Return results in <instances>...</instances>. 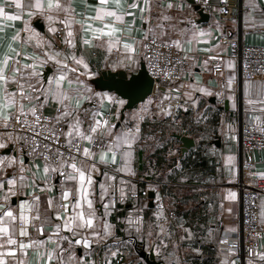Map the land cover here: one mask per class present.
I'll list each match as a JSON object with an SVG mask.
<instances>
[{"label": "crops", "instance_id": "obj_1", "mask_svg": "<svg viewBox=\"0 0 264 264\" xmlns=\"http://www.w3.org/2000/svg\"><path fill=\"white\" fill-rule=\"evenodd\" d=\"M238 1H241L245 6H249L250 11L244 14L240 20L224 22L217 18L215 11L207 13L201 8L198 9L193 0H171V3L182 5V8L173 7L170 10L166 8L169 0H149L150 10L145 4V0H122L123 7L121 9H115L110 3L108 7L116 11L117 15H120L121 12L132 13L131 15H123L120 20H116L115 17H105L102 20L87 19L96 16L98 0H71L72 15L74 17L71 25L72 44L69 45L65 42L68 29L56 21L53 26L57 29L63 28L64 31L61 46L55 48L52 43V49L38 48L35 46V41L28 44L23 42V38L28 35L26 32L25 34L22 33L26 21L41 36H48L53 39L55 33L47 31L48 21L43 17L29 18L26 14L27 7L23 12L16 9L14 5L5 7L7 14L16 15L19 13L21 15V19L15 21L8 20L6 16L0 17V60L4 58V54L8 51L7 46L9 43H12V47L21 53L18 57L14 56L13 53H8L14 56V60L9 61V74L15 60H18L20 64H30L33 55L43 56L46 50L60 52L61 56L58 58L61 60L64 59L65 55H75L77 58L82 57L85 63L88 64V68L85 69L82 65H76L69 59L67 61L69 68L65 69L68 76L62 82L61 87L67 88L68 79L75 80L76 77H79L93 92L106 93L120 100L113 93L97 91L91 84V80L101 71L108 70L112 72L124 71L127 76L135 74L143 61L142 44L148 29H152L159 40L170 42L177 39L181 40L180 50L185 57H188L186 59L188 68L183 72L180 82L160 83L159 85L163 88V91H158L157 85L155 86L153 95L147 98L153 99V103L147 106L149 107L147 113L141 111L147 99L135 109L126 111L123 114L124 105L113 104L106 99H94L95 110L102 114V118H105V114L111 115L108 120L109 124L118 117L120 119L123 117L122 124L112 131V135L104 137L105 143L111 142L112 138L119 133L129 136L131 148L122 145L129 152L128 170H118L123 167L121 153L116 157L115 163L101 164L98 162L101 149L95 150L92 148L96 153L95 161L98 168V171L92 173L93 184L90 187L91 195L89 197L93 201V209L95 210L94 228L92 229L78 230L79 235L73 237L70 232L63 228V217L66 214L64 210L59 209L58 204L60 202L63 204L75 202L77 181H66L63 185L57 181H50L48 179L49 174L44 171L46 164L29 161L21 153L14 152L12 146L8 149H0V157H16L18 161L23 159L26 169L21 173L17 162L14 167L0 171V179H4L3 191H6L8 187L6 175L17 178L21 175L25 177L23 187H20L19 181L17 183L18 194L11 197L7 202L17 217L13 222L15 228L14 238L18 242L24 241L25 243L29 240H42L44 242L39 248L30 246L25 252H21L18 244L9 246L5 243L6 238L0 237V244H4V247L0 248V253H5L9 247L17 248L14 256H3L5 264H20L21 261H23V264H45V262L47 264H61V258L67 262L69 255L73 254L75 259L70 264H79V257L81 256L94 262V264H105L106 258L111 261V264H116L118 255L113 257L110 253L118 252L119 254L122 251L125 253L127 251L129 258H136L134 251L131 252L130 250L127 237L132 235L137 244L139 243L143 247L146 227L144 212L147 209L155 210L152 220L153 229L151 235L148 233L150 238L156 239L160 231L157 226V213L162 216L161 219L172 213L175 216L173 225H164V228L169 232L168 236L178 238L185 231L187 223L196 226V228L205 229L206 233L203 238L206 242H210L217 247L219 256L217 264H264V235L260 238L256 254L244 260L237 252L221 249V246L238 229L240 199L235 184L240 177L242 163H248L249 165L247 172L244 174L247 185H251L254 179L264 176V164L262 163L264 153L260 151H242L239 146L240 128L244 123L264 124V79L240 81L237 63L230 58L229 48L222 41V38L230 35L241 38L247 45L264 46V14L260 12L257 6V3L263 6L264 0ZM0 2H4V0H0ZM30 2H34V0H22L25 6ZM68 2L69 0H64V3ZM133 3L137 4L136 8L128 7ZM141 8L145 9L143 13L140 11ZM54 15H58L61 19L64 16L62 12L54 13ZM162 15H168L171 18L163 21L160 19ZM76 21H83L85 26L82 27L81 23ZM88 24L97 29L104 28L105 24H110L125 30L122 33H117L121 36V40L111 50L121 53L120 58L116 61L105 60V54L110 52L107 44L108 38L94 39L93 33L85 30ZM160 25L162 27H159ZM128 29H131V31L129 32ZM161 31L166 32L167 35L160 37ZM200 32H204L206 35H198ZM17 33H19L20 39L13 41L12 38ZM148 38L153 37L149 35ZM85 40H91V44H85ZM189 40L191 43H188ZM133 41H135V54L139 57L137 63H129L125 57L130 54L123 50V43H133ZM46 65L47 68L44 66L40 69V80L45 86H47V77L56 73L58 68V65L53 61ZM70 68H76L77 71L71 72L69 71ZM47 70H51V73L45 76ZM193 87L204 88L208 94L193 90ZM15 88V84L9 85V91H14ZM169 89H179L170 92L172 97H179V99L170 101L172 105L170 115L163 116L157 113L156 104L160 102ZM186 92L191 93L195 104H193L192 99L185 96ZM168 103L169 101H164L165 106ZM176 103L178 104L176 105ZM86 106L92 108L93 104H87ZM56 107V102L51 101L44 107V111L48 115H54L56 114ZM139 116H142L143 121L137 120ZM97 118L100 119L101 117ZM89 122L86 120L82 128H87ZM164 125L169 126L168 131L172 132L171 136L174 140V146H172L180 153V158H182L181 165L173 174L168 169V155L165 154L167 146L170 144L164 141L159 148L164 150V160L161 155L160 164L155 170L150 169L151 164L156 161L154 151L158 148V145L154 139L147 140V138L149 134H152V129L155 130L157 126L163 128ZM64 128L67 130L66 125ZM137 129L139 130L137 131ZM0 131L3 130L0 129ZM157 131H161V129H157ZM207 132L214 133L212 134L214 135L212 136L213 144L202 150L197 145V141L201 136L208 135ZM174 135L192 139L194 146L182 154V143ZM83 147H91V145L85 141ZM111 157L112 153L108 152L106 158L111 161ZM82 159L77 162L78 165L81 164ZM92 162L91 160L88 161L89 164ZM104 168H110L111 170L106 173ZM184 170L185 172H183ZM166 173H168V176L165 177V182H156L158 176H164ZM46 178L47 183H45ZM213 178L215 179L213 180ZM131 179L139 180V186H133L129 181ZM101 183L107 189V194L103 200H101ZM130 184L136 191L148 190V195L149 192L154 191L153 185L155 184L163 186L165 189L163 191L157 190L156 193L153 192V205L150 207L149 198L142 204H136L127 198ZM179 185H185L189 188L200 186L213 189L210 195L213 201L200 198L202 207L200 219H196V217L180 219L179 222L175 223V211H179L180 203L174 196L173 191ZM65 190L70 192L68 201L62 198V193ZM121 192H123V198ZM112 198L115 200L113 201ZM21 201L27 202L26 215L29 217L27 225H23L19 219ZM49 201H51V206ZM0 203H4V201L0 199ZM105 203L110 205L107 213H105ZM28 205H31V208H28ZM161 205L162 207H160ZM82 207L87 211L86 205H82ZM262 212H264V198L259 200V221L264 223ZM57 213L60 214L61 219H57ZM70 213L71 209H69ZM37 216L38 219H32ZM137 217L142 218L143 221L141 232H137L135 227L130 228L128 226V220H134ZM105 220L112 226L111 235L106 239H99L90 235L94 231L103 236ZM56 224L61 225L60 236H67L73 240L71 246L67 240H61L58 236H53L51 240L48 239L56 231ZM21 227L26 228L28 236H20ZM160 236V239H163L166 234ZM81 237L89 240L87 248L84 247L83 243L80 245L74 243L75 239ZM173 240L175 243L176 239ZM57 244L67 251L61 252L60 248H57ZM49 251L53 252L54 258L51 261H48L47 253ZM174 258L173 256L167 258V261L176 262V258Z\"/></svg>", "mask_w": 264, "mask_h": 264}, {"label": "snow or ice", "instance_id": "obj_2", "mask_svg": "<svg viewBox=\"0 0 264 264\" xmlns=\"http://www.w3.org/2000/svg\"><path fill=\"white\" fill-rule=\"evenodd\" d=\"M112 4L115 9H121L123 7L122 0H98V6L96 7V16L89 17L87 19L102 20L105 17H115L116 20L122 19L123 15H131L132 13L121 12L117 15L116 11H113L108 7ZM146 6L149 7V0H145ZM14 7L23 12L25 7H27V15L29 18L32 17H43L49 22L47 31L49 33H56L58 29L53 26V23L58 21L60 24L64 25L68 29L67 36L65 37V42L69 45L72 44L71 37L73 33L71 31V25L73 23L74 17L72 15L71 0L68 3H64V0H34L25 6L22 0H4L0 2V17H5L8 20H19L21 15L18 13L16 15H9L5 11V7ZM128 7L136 8L137 4L133 3L128 5ZM173 7L182 8V5H174L169 0L167 4V9H172ZM145 9L141 8L140 11L143 13ZM63 13L64 16L61 19L58 15L54 13ZM171 17L168 15H162L161 20L166 21ZM81 23L84 27L83 21H76ZM159 27H162L160 25ZM86 31H91L93 33L94 39H100L101 37H107V44L109 51L112 47L121 40V36L117 33H122L125 30L116 28L113 25L105 24L104 28L97 29L93 28L91 24L85 27ZM24 31L28 33L27 37L23 38V42L28 44L35 41V46L38 48L52 49V43L50 41H45L39 32L35 30L34 27L26 21ZM130 32L131 29H128ZM151 35L153 39L149 43H144L143 47L145 49L143 53V59L146 61L149 69L150 75L157 80H174L178 79L176 75L177 65L182 64L181 59H176L172 61L171 53L165 54L160 51L161 48H171L175 46L178 50L181 48V40H172L171 42L162 41L157 42L156 34L152 29H148L145 36L147 40L148 36ZM160 37L167 35L166 32L161 31ZM198 35H206L204 32L198 33ZM13 41L20 39L19 33L14 36ZM85 44H91V40H85ZM188 43H191L189 40ZM135 41L133 43H123V50L130 55L126 56L125 59L129 63H137L138 55L135 54ZM8 51L4 54V58L0 60V149H8L12 145H17L21 147H28L30 149L29 155H40L44 157L46 161V166L44 168L45 173H58L63 177L62 183L64 181H77V197L74 203H64L61 205L65 212L63 217L64 223L63 228L70 232L73 237L79 235L81 229H92L94 228L93 220L95 218V210L93 209V201L90 199V187L93 184L92 173L98 171L97 162L95 161L96 153L93 151L92 147H82L83 142L87 141L90 145L98 147L101 149L99 152V163L108 164L115 163L117 150H120L123 167L118 170H128V156L129 152L126 151L122 145H127L131 148V140L129 136L117 133L111 140V142L105 143L104 137L111 136L115 125H110L106 118H102V114L95 110L96 105L94 104V99L99 98L101 100L111 101L113 104L124 105L125 101L123 99L117 100L116 97L108 95L106 93H96L90 89L87 84L76 77L75 80L68 79V87H61L62 82L65 81L68 76V72L65 69L69 68L67 61L71 59L76 65H82L85 69L88 68V64L85 63L84 59L77 58L75 55H65L64 59L61 60L58 57L61 56L60 52L44 51L43 56L33 55L32 63L20 64L18 60L13 63L10 74H9V61L14 60V56L18 57L21 55L15 48L12 47V43H9ZM190 50V49H189ZM8 53H13L9 55ZM188 57L186 56L185 59ZM50 61L55 62L58 65L57 72L53 73L52 76L47 77V86L40 80L41 71L46 64ZM163 62V63H161ZM69 71L76 72V68H70ZM59 73V74H57ZM15 84L16 88L14 91H9V85ZM136 87V86H134ZM158 91H163V88L158 84ZM179 89H169L168 92L164 94L160 102L156 104L157 113L163 116L170 115V108L172 107L170 101L172 99H179V97H172L170 95L171 91H178ZM193 90H198L201 93H207L204 88L193 87ZM185 96L195 100L191 96V93L186 92ZM51 101H55L57 104L55 117H47L43 115L42 110ZM164 101H169L165 106ZM153 103V99L149 98L145 102V106L141 109L142 112L147 113L149 111L148 105ZM87 104H93L92 108L87 107ZM97 117H101L98 119ZM142 118V117H141ZM90 121L87 128H82L85 121ZM66 125V129L64 126ZM139 129H137L138 131ZM63 137V141L61 138ZM134 138V137H132ZM99 141V142H97ZM62 149H67V155ZM108 152L112 153L111 161L106 158ZM82 157L81 164H77V158ZM54 158V159H53ZM93 161L91 164L88 161ZM17 162L19 163V171L23 173L26 169L24 166V160H17L16 157H0V171L5 168L14 167ZM53 164L55 166H53ZM105 175H107L105 173ZM7 190L4 189V179H0V199L4 203H0V237L6 238L5 243L9 246H15L18 244L19 251L25 252L27 248L36 247L39 248L43 245L42 240H29L27 243L24 241H17L14 238L15 228L13 222L17 219L14 211L7 202L11 197L18 194L17 183L19 181L20 187H23L24 176H7ZM47 183V178L45 179ZM101 188V200L107 194V189L103 183L100 184ZM70 192L65 190L62 193V198L68 201ZM234 195V194H233ZM123 198V192H121ZM38 199V198H34ZM27 202H20V215L19 219L23 225H27L29 222V217L26 215ZM51 206V201H49ZM82 205L87 206V211L84 210ZM109 204L105 203V213L109 209ZM162 207V205L160 206ZM31 208V205H28ZM69 209L71 213L69 214ZM264 215V212H262ZM162 216L157 213V221H159ZM32 219H38L33 217ZM57 219H61L60 214L57 213ZM142 218L137 217L134 220H128V226L130 228L135 227L137 232L142 231ZM157 226L160 229L159 234L165 235L166 230L163 225L159 223ZM111 225L105 220L104 222V232L103 236L98 232H91L90 235L97 237L99 239H106L111 235ZM56 231L53 232L48 239L51 240L53 236H58L61 240H67L69 245L73 244V240L67 236H60L59 232L61 229L60 224L55 225ZM42 232V229H41ZM151 235V232H149ZM20 236H28V231L25 227L20 228ZM74 243L80 245L83 243L84 247L89 246V240L81 237L80 239H75ZM161 244L164 241L161 240ZM4 247V244H0V248ZM57 248H60L61 252L67 250L60 247L57 244ZM17 252L16 247H9L5 253H0V264H5L3 260L4 255L14 256ZM111 256L115 257L118 252H111ZM41 255H43L41 253ZM48 261H51L53 257V252L49 251L47 253ZM75 259L74 254L69 255L68 261L65 262L61 258V264H70V262ZM23 264V261L20 262ZM47 264V262H45ZM79 264H94V262L86 260L84 256L79 257ZM105 264H111V261L106 258Z\"/></svg>", "mask_w": 264, "mask_h": 264}, {"label": "built area", "instance_id": "obj_3", "mask_svg": "<svg viewBox=\"0 0 264 264\" xmlns=\"http://www.w3.org/2000/svg\"><path fill=\"white\" fill-rule=\"evenodd\" d=\"M194 3L199 6V8L203 9L207 13L215 11L217 14V18L220 21L230 22L234 20H240L241 17L250 11L249 6H245L241 1L238 0H193ZM63 28H58V31L55 33L54 38H49L48 36H42L45 41H50L54 44L55 48H59L62 44L63 38ZM22 33L25 34V31L22 30ZM153 38H147V40L143 41L144 43H149ZM222 41L229 48V56L231 59L236 61L238 66V77L240 81H252L257 78L264 79V46H253L247 45L242 41L241 38L232 37L230 35L222 38ZM157 42H161V40L157 39ZM170 42V41H167ZM142 44V45H143ZM145 49L142 46V55ZM161 52L168 54L171 53L172 61L176 59H181L182 64L177 65L176 67V75L178 79L174 80H157L150 75V69L146 63L145 67L149 77L154 82V88L156 85L160 83H178L182 80L183 72L188 68V62L185 59V56L181 50H178L175 46L169 48H161ZM121 57V53L118 51H110L105 54L104 58L107 61H116ZM163 63V62H161ZM47 68V65H45ZM216 71H218L216 69ZM155 90V89H154ZM151 93L149 97H151L154 93ZM178 103H176L177 105ZM43 115L47 117H55L54 115H48L45 113L44 109L42 110ZM104 117L109 120L111 115L105 114ZM142 116L137 118L138 121H143ZM121 120L118 117L116 120L110 123V125H115V130L117 127L121 125ZM63 141V137L61 138ZM99 142V141H97ZM239 146L243 151H260L264 153V124H258L255 122H246L240 128L239 134ZM83 147V144H82ZM91 147L95 150H100L98 147ZM14 152L21 153L24 155L29 161L32 162H41L46 164L43 156L40 155H29L30 149L28 147H21L17 145H12ZM67 155V149H62ZM120 150H117L116 157L120 154ZM82 157L77 158V162ZM54 159V158H53ZM264 164V160L262 161ZM53 166H55L53 164ZM249 168L248 163H242L241 165V173L238 181L235 186L239 191V199H240V213H239V221H238V229L237 231L230 236L228 241H226L221 247L222 250L237 252L239 256L244 260L246 258H250L254 256L258 250L260 238L264 235V223L259 221V200L264 198V176L260 178L254 179L251 185H247L245 183L246 176L244 174L247 172ZM106 173H108L111 169L104 168ZM185 172V170L183 171ZM48 179L50 181H57L59 184L63 185L66 181L62 183L63 177H61L58 173H51L48 175ZM215 178H213L214 180ZM133 186L138 187L140 181L136 179L129 180ZM215 182V181H213ZM128 186L127 198L132 200L136 204H142L144 201L148 199V190L142 189L136 191L132 185ZM114 201L115 199L112 198ZM63 203L60 202L58 207L61 211L63 208L61 207ZM175 220V216L172 213H169L165 218L157 221V224L160 225H173ZM224 232V231H223ZM116 264H144L137 260L136 258L126 259L123 252L118 254V258L116 259Z\"/></svg>", "mask_w": 264, "mask_h": 264}, {"label": "trees", "instance_id": "obj_4", "mask_svg": "<svg viewBox=\"0 0 264 264\" xmlns=\"http://www.w3.org/2000/svg\"><path fill=\"white\" fill-rule=\"evenodd\" d=\"M257 6L260 9V12L262 13V7L264 5L260 6V4L257 3ZM168 127L169 126L164 125V127L161 129L160 133L157 136H156V132L157 129H159V126L155 127V130L152 129V134H149L147 138V140L154 139L156 144L158 145L157 146L158 148L155 149L154 151L156 161H154V163L151 164L150 169L155 170L156 167L160 164L161 155L162 156L164 155V150L159 148L164 141L165 143L170 144L167 146L165 154L167 153L168 155V162H169L168 169H170V173L173 174L175 170L179 168V166L181 165L180 163H182V158H180L179 155L180 153L173 148L174 140L172 139L171 136L172 132L168 131L169 129ZM207 134L208 135L201 136V138L197 141V145L200 146V149L202 150L209 148L210 145L213 144L212 136L214 135L212 134L214 133L207 132ZM164 156H163V160H164ZM167 176L168 173H166V175L164 176H158L156 178V182H165L164 179H166L165 177ZM153 188H154L153 191L154 193H156L157 190L163 191L165 189V187L158 186L157 184L153 185ZM212 191L213 189L211 188H205V187L203 188L200 186H197L195 188H189L186 187L185 185H179L176 189H174L173 191L174 196L178 199L180 203L179 211L178 210L175 211V215H176L175 223L179 222L180 219H191L194 217H196V219H200L201 218L200 210L202 209L200 205V198L206 199L208 201L210 200L213 201L212 197H210ZM154 213H155L154 209H147L144 212L146 227L144 230L143 247H141L139 243L137 244L135 238L131 234H130L131 236L127 237V241L129 242V247L131 252L134 251L136 258L140 262H143V260L142 258H140L139 252L144 251L147 253L150 250H152L156 260L161 262V264H176L177 262H178L177 264H217L219 260L217 247L210 242H206V240L203 238V235H205L206 231L201 227L196 228V226L187 223L185 231H183V233L178 238L169 237L168 236L169 232L166 229H165L166 237L164 236L163 239H160L161 237L159 234L160 231L158 232L156 239L150 238L148 236V233L151 232V230L153 229L152 220L155 215ZM174 238L176 239L175 243L173 242ZM161 240L164 241V244H166L167 247H164L161 244ZM191 247L193 250L191 249ZM126 254H128L127 251ZM172 256L176 258V262L167 261V258H170Z\"/></svg>", "mask_w": 264, "mask_h": 264}, {"label": "water", "instance_id": "obj_5", "mask_svg": "<svg viewBox=\"0 0 264 264\" xmlns=\"http://www.w3.org/2000/svg\"><path fill=\"white\" fill-rule=\"evenodd\" d=\"M198 9L199 7L196 6ZM264 14V6L262 7ZM51 73V70L45 71V76ZM91 84L97 91L113 93L125 101L122 114L126 111L135 109L138 105L145 102L154 90V82L149 77L145 63L142 61L138 71L135 74H127L124 71H101L91 80ZM136 86V87H134ZM123 117L121 118L122 121ZM182 143V154L194 146L192 139L185 136L174 135ZM149 206L152 207L154 194L149 192ZM144 264H161L157 261L152 250L149 252H139Z\"/></svg>", "mask_w": 264, "mask_h": 264}, {"label": "rangeland", "instance_id": "obj_6", "mask_svg": "<svg viewBox=\"0 0 264 264\" xmlns=\"http://www.w3.org/2000/svg\"><path fill=\"white\" fill-rule=\"evenodd\" d=\"M144 62V61H143ZM95 77V76H94ZM148 100V99H147ZM146 100V101H147ZM121 120V119H120ZM165 123V122H164ZM167 126V125H166ZM159 129H162V128H159ZM157 133L159 134L160 133V131H157ZM123 252V251H122ZM124 253V256L126 257V259H130L129 257L130 256H127V254L125 253V252H123ZM143 263V262H142Z\"/></svg>", "mask_w": 264, "mask_h": 264}]
</instances>
